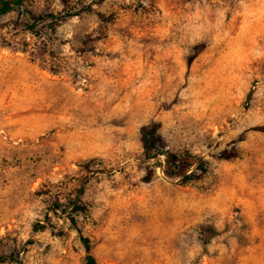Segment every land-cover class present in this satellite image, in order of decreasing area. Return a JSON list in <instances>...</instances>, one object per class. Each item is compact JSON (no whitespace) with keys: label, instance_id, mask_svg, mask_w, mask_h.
I'll return each mask as SVG.
<instances>
[{"label":"rangeland","instance_id":"obj_1","mask_svg":"<svg viewBox=\"0 0 264 264\" xmlns=\"http://www.w3.org/2000/svg\"><path fill=\"white\" fill-rule=\"evenodd\" d=\"M145 126L207 171L167 178L164 156L145 159ZM88 255L264 264V0L0 13V264Z\"/></svg>","mask_w":264,"mask_h":264},{"label":"trees","instance_id":"obj_2","mask_svg":"<svg viewBox=\"0 0 264 264\" xmlns=\"http://www.w3.org/2000/svg\"><path fill=\"white\" fill-rule=\"evenodd\" d=\"M22 0H0V13L7 12L13 7L19 6ZM29 18L34 16V13L28 11ZM51 18H56L50 15ZM142 143L145 154V159L150 161L164 156V164L160 165L164 175L167 178L179 180L181 184L190 182L197 177V172L205 173L207 171L206 162L203 158L188 154H177L166 149L162 145L161 138L157 133L155 126H145L142 129ZM77 208V207H76ZM74 221L73 218L71 219ZM86 249H89L88 241L81 237ZM2 258H0L1 260ZM86 264H97L92 255L87 256Z\"/></svg>","mask_w":264,"mask_h":264}]
</instances>
